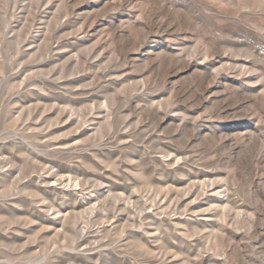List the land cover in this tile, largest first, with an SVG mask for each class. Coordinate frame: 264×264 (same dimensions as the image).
Listing matches in <instances>:
<instances>
[{"label": "rangeland", "instance_id": "1", "mask_svg": "<svg viewBox=\"0 0 264 264\" xmlns=\"http://www.w3.org/2000/svg\"><path fill=\"white\" fill-rule=\"evenodd\" d=\"M0 264H264V0H0Z\"/></svg>", "mask_w": 264, "mask_h": 264}]
</instances>
